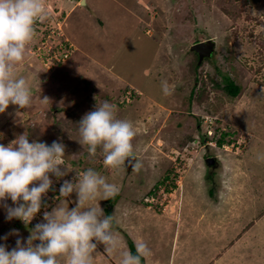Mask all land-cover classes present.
<instances>
[{"label":"rangeland","instance_id":"374dc122","mask_svg":"<svg viewBox=\"0 0 264 264\" xmlns=\"http://www.w3.org/2000/svg\"><path fill=\"white\" fill-rule=\"evenodd\" d=\"M83 1L45 0L50 16L37 23L17 67L29 82L33 103L27 109L9 105L0 113V144L7 146L20 135L30 143H63L68 167L61 166L66 175L59 179L50 174L52 189L30 224L7 220L0 206V238L7 236L0 244L10 251L18 238L27 241L45 211L61 203L75 207L76 193L62 198L60 187L92 168L120 188L115 199L90 202L105 215L111 210L117 221L113 232L122 233L119 226L132 218L139 240L145 227L161 241L160 227L141 215L177 211L180 196L186 197V214L192 199L185 189H194L195 207L201 200L213 212L200 214L205 224L188 238L193 246H187L198 247L210 264H264V0ZM209 38L215 50L199 60L191 46ZM229 80L240 87L238 95L226 92ZM165 81L170 95L164 94ZM123 98L126 102L119 103ZM104 101L133 124L139 171L127 163L105 168L99 149L90 156L79 143L80 120ZM6 203L12 206L10 199ZM194 213L186 216L189 223ZM123 234L127 242L131 237ZM233 234L237 244L224 247ZM147 245L157 257L170 247ZM126 247L130 250L121 244ZM224 248L229 249L221 259ZM97 250L93 264H108ZM112 255L119 261L118 253Z\"/></svg>","mask_w":264,"mask_h":264},{"label":"clouds","instance_id":"9594fccd","mask_svg":"<svg viewBox=\"0 0 264 264\" xmlns=\"http://www.w3.org/2000/svg\"><path fill=\"white\" fill-rule=\"evenodd\" d=\"M49 16L45 0H0V113L9 105L21 109L32 105V89L28 80L18 75L17 67L36 36L37 23H43ZM162 88L165 95L171 94L166 81L162 82ZM124 102L125 98L119 101ZM78 131L79 143L87 146L90 156H95L98 149L102 152L105 168L119 169L126 163L134 171L142 167L132 143L136 130L130 121L117 117L115 105L110 102L104 101L87 112ZM214 139L219 140L215 136ZM64 157L65 146L57 141L51 145L30 143L27 135H20L7 146L0 144V206L5 208L7 220L15 218L26 225L31 223L41 210L43 197L52 189L50 174L57 179L66 175L61 167L66 166ZM59 191L62 198L75 192L76 206L69 208L61 203L52 211H45L43 222L35 225L27 241L18 238L10 251L0 244V264H61L62 260L64 264H93L98 244H103L109 255L118 253L119 264H143L152 255L142 240L135 242V253L122 250L113 232L116 217L105 215L100 206L90 203L112 200L120 192L115 183L98 171L88 168L78 173L75 181L64 180ZM9 199L12 206L6 203ZM0 239L7 240V236ZM37 240L39 243L34 244Z\"/></svg>","mask_w":264,"mask_h":264},{"label":"crops","instance_id":"0c3cea01","mask_svg":"<svg viewBox=\"0 0 264 264\" xmlns=\"http://www.w3.org/2000/svg\"><path fill=\"white\" fill-rule=\"evenodd\" d=\"M185 200H186V197L181 198L180 209L175 211V212H171L170 210L167 209L168 212H166V213H158V212L153 210L155 212L154 216H153V214L147 213V212L141 215L145 218V220H148L149 222L151 220V222L153 223L152 224L153 226H159L160 227V229L163 232L161 241H158L154 236H152L151 232L148 231L147 229H145V227H144V231H145L144 232V234H145L144 238L139 240L136 237V235L138 233L133 228L134 223L132 224V221H133L132 218L127 219V220L125 219L123 221V223L125 225L119 226L120 229L122 230L121 231L122 233H118V232L114 231V234L120 240L121 244H127V242L125 241V237L123 239L121 236V234H123V233L124 234L126 233L131 237L134 245H135V242L141 241V240L143 242H145L146 244H170V247L168 246V249L166 251H163V255H161V257H157L156 254L151 255L152 261L150 264H187V262H190V264H192V263H194V264H197V263L198 264H210L209 258L206 257L204 260L201 259V257L199 256L198 247L189 248L190 243L188 242V238L192 237L194 239L195 231L198 230V227L200 228L202 225H204L205 222H204V218L202 217V215L201 216L195 215V217L191 223H189L187 221V218L185 215V208L183 210V207L186 203ZM170 214H172V215H170ZM261 216L263 217L264 214H261ZM154 219H156V222H154ZM234 221H235V219H234ZM140 222L141 221H138L139 225H140ZM126 229H131L133 232H131L129 230L127 231ZM135 233H137V234H135ZM124 234H123V236H124ZM235 235L236 234H233V235L226 237L225 238L226 244H224L223 246L225 247L227 244H232V245L237 244V239H236ZM215 236L219 237L217 235H215ZM212 237H214V236H212ZM202 239H206V238H203L202 235L199 236V240H201L203 242ZM195 240H196V238H195ZM223 243H225V241ZM204 244H205V242H204ZM187 245H189V246H187ZM101 246H102L101 244L97 245V248H98L97 256L100 259H103L108 264H119V261L116 260L113 255L107 254L104 250L105 248H103ZM220 247L217 249L218 251L221 250ZM229 248L232 250L233 246H231ZM229 248H224L220 252V253H223V256H221V259H222V257H225L226 251H228L227 249H229ZM126 249L128 250L127 247L125 248V251H126ZM153 250H155V249L153 248ZM193 254H196V257L192 256ZM148 261H149V258L147 260L143 261V264H148ZM214 261L215 260H213V264H215Z\"/></svg>","mask_w":264,"mask_h":264},{"label":"bare ground","instance_id":"6f19581e","mask_svg":"<svg viewBox=\"0 0 264 264\" xmlns=\"http://www.w3.org/2000/svg\"><path fill=\"white\" fill-rule=\"evenodd\" d=\"M88 72V71H87ZM144 95V94H143ZM144 104V102H143ZM149 104V103H148ZM139 106V105H138ZM141 106V105H140ZM145 106V105H142L141 108ZM146 107V106H145ZM149 107V106H148ZM137 108V107H135ZM144 108V107H143ZM142 108V109H143ZM134 109V108H133ZM147 109V108H146ZM132 110V109H131ZM133 111V110H132ZM131 111V112H132ZM144 112V111H143ZM137 113V112H136ZM135 113V114H136ZM140 114V112H139ZM134 115V114H133ZM131 116V114H130ZM129 117V116H127ZM154 156H156V154L154 153ZM151 157V156H150ZM151 160V159H150ZM149 160V161H150ZM196 189H198V192H199V188L197 187ZM183 190V189H182ZM185 194H187V196L192 199L191 201L189 200L188 204H187V210H186V216H191V214H193V210L196 209V213H194V217L195 215H200L202 213H204L205 211H207V213H212L213 211L211 210V208L209 207L210 205L209 204H206L204 203L203 201H199L198 203V207H195V202L193 201H196V195L194 194V189L192 190H188V189H185ZM195 196V197H194ZM195 207V208H194ZM176 210H172V212H175ZM195 245V244H194ZM190 246H193V244H191Z\"/></svg>","mask_w":264,"mask_h":264},{"label":"water","instance_id":"95a60500","mask_svg":"<svg viewBox=\"0 0 264 264\" xmlns=\"http://www.w3.org/2000/svg\"><path fill=\"white\" fill-rule=\"evenodd\" d=\"M84 1L82 0V3ZM215 48V41L208 39L205 41H198L192 44L191 49L196 51L199 54V60L203 58L204 55L210 56ZM126 166H130L126 164Z\"/></svg>","mask_w":264,"mask_h":264},{"label":"trees","instance_id":"16d2710c","mask_svg":"<svg viewBox=\"0 0 264 264\" xmlns=\"http://www.w3.org/2000/svg\"><path fill=\"white\" fill-rule=\"evenodd\" d=\"M224 88H225L226 92L229 93V94H231L232 96H236L240 92V87L238 85H236L232 80H229L227 82V84L224 86ZM223 141H224L223 138H219L218 144L221 145V143H223ZM106 213H107V215H111V210L109 208H107ZM127 244L129 245L130 251H132L133 253H135L134 243L131 240V238H129L128 236H127Z\"/></svg>","mask_w":264,"mask_h":264}]
</instances>
